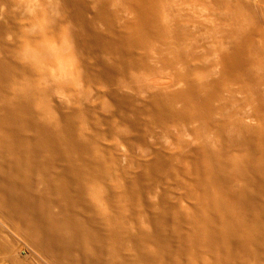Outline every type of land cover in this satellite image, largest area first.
<instances>
[{"label":"rangeland","instance_id":"rangeland-1","mask_svg":"<svg viewBox=\"0 0 264 264\" xmlns=\"http://www.w3.org/2000/svg\"><path fill=\"white\" fill-rule=\"evenodd\" d=\"M100 1L106 2L115 29L138 36L140 50L132 65L119 64V50L84 52L78 40L77 22L70 17L60 21L56 34L49 33L47 26L60 17V0H0V29L5 42L20 37L14 56L25 67L33 69L27 57L32 53L58 54L52 61L21 75L17 84L26 82L34 90L33 108L42 118L75 115L76 134L82 143L92 151L105 147L102 153L112 173L105 183L89 180L87 186L90 190L106 189L94 205L109 216H115L118 207L128 208V198H134L130 203L133 214L118 216L127 235L115 257L125 264L126 257L135 252L132 237L152 228L148 221L153 213L169 206L178 215H188L198 206L191 192L196 183V159L203 154L197 156L200 149L206 150L204 159L221 150L223 157L217 162L221 158L237 159L244 152L229 138L233 128L264 129V0H150L154 14L151 28L139 20L138 8L129 0H83L88 15L96 11ZM229 16L252 23L242 48L249 76L224 70L222 58L236 44V36L230 31L236 17L230 22ZM12 22L16 25L14 31L9 29ZM96 26L102 29L105 24L97 21ZM100 65L116 69L112 80L91 79L90 71H98ZM202 80L211 83L205 108L193 114L176 113L184 105L186 91L200 89ZM155 96L169 100L172 114L163 120L144 117L134 130L133 109ZM119 97L128 98L129 108L103 132H96V126L104 123ZM85 109L91 111L92 119L86 117ZM158 159L165 161L169 171L137 194H130L127 182L144 162ZM233 163L230 190L245 181ZM211 202L215 203L197 207L209 219L213 218L215 207ZM145 246L154 250L150 242ZM250 256L253 255L246 256L247 263H255L257 257ZM185 257L188 256L180 264L215 261L209 253L199 258ZM262 260L258 258L264 263ZM0 264L62 263L37 248L0 212Z\"/></svg>","mask_w":264,"mask_h":264},{"label":"bare ground","instance_id":"bare-ground-1","mask_svg":"<svg viewBox=\"0 0 264 264\" xmlns=\"http://www.w3.org/2000/svg\"><path fill=\"white\" fill-rule=\"evenodd\" d=\"M130 2L137 6L139 20L151 28L154 14L150 11V0ZM106 7V2L100 1L96 11L88 15L83 0H60L57 7L60 17L47 26L48 32L56 34L60 21L70 17L77 22L78 40L84 52L119 50V64L132 65L140 50L139 38L128 36L124 29H115ZM235 17L231 16L229 21L235 18L230 31L236 36V44L222 58V63L227 72L249 76L242 48L252 23ZM97 21L104 22L105 27L98 28ZM9 29H16L14 22ZM2 32L0 29V212L57 262L120 264L115 251L127 231L118 216L133 214L130 203L134 198H128V208L118 207L115 216L96 208L94 201L101 199L106 189L90 190L87 183L89 180L105 183L111 175L102 153L105 147L92 151L82 143L76 134L75 115L42 118L33 108L34 90L26 82L17 84L21 75L52 61L58 54L32 53L27 57L33 69L25 67L14 56L20 37L5 42ZM115 72V68L104 65L98 71H90L93 80H112ZM210 86L211 83L202 80L200 89H188L184 105L176 113L202 111ZM128 102V98L119 97L104 123L96 126V132H103L123 116ZM172 109L169 100L152 97L150 102L133 109L132 126L135 130L144 117L166 119ZM85 115L92 119L89 109H85ZM229 138L244 152L237 159L221 158L217 162L223 157V150L207 159L203 148L197 154L203 153L196 159V183L191 197L198 206L214 201L211 202L214 209L208 207L214 211L213 218L203 217L198 206L188 215H178L169 206L161 208L151 215V221L148 219L152 228L132 237L135 252L126 257L125 264H180L184 256L199 258L203 253L215 257L213 264H249L246 259L249 254L257 257L253 264H264L258 261L259 257L264 258V129L235 127ZM233 162L236 172L245 179L236 190L229 187ZM168 171L162 159L146 161L127 182L126 189L135 195ZM146 242L154 246L153 251L146 248Z\"/></svg>","mask_w":264,"mask_h":264}]
</instances>
